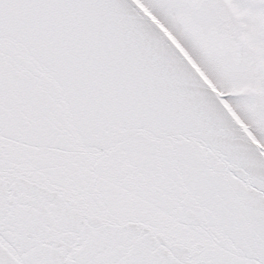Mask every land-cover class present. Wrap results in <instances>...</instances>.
<instances>
[{
  "label": "snow or ice",
  "instance_id": "6c2138e0",
  "mask_svg": "<svg viewBox=\"0 0 264 264\" xmlns=\"http://www.w3.org/2000/svg\"><path fill=\"white\" fill-rule=\"evenodd\" d=\"M0 264H264V0H0Z\"/></svg>",
  "mask_w": 264,
  "mask_h": 264
}]
</instances>
